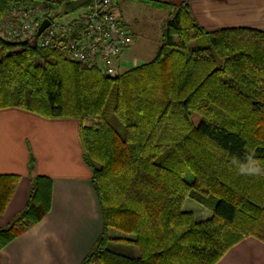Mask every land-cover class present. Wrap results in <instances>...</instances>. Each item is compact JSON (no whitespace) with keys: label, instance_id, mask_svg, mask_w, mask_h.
Here are the masks:
<instances>
[{"label":"trees","instance_id":"obj_1","mask_svg":"<svg viewBox=\"0 0 264 264\" xmlns=\"http://www.w3.org/2000/svg\"><path fill=\"white\" fill-rule=\"evenodd\" d=\"M139 1L169 17L153 57L116 75L0 35V109L78 120L102 216L81 264H214L246 237L264 243V176L239 175L234 163L254 154L264 166V31H205L186 2ZM58 2L74 10L88 0ZM7 10L0 0V22ZM203 36L209 43L192 48ZM18 180L0 174V215ZM51 188L45 176L32 180L0 248L47 213ZM187 200L211 216L197 220Z\"/></svg>","mask_w":264,"mask_h":264},{"label":"crops","instance_id":"obj_2","mask_svg":"<svg viewBox=\"0 0 264 264\" xmlns=\"http://www.w3.org/2000/svg\"><path fill=\"white\" fill-rule=\"evenodd\" d=\"M128 1L114 2L115 13L120 14L118 6L125 8ZM162 1L175 5L186 2L194 22L205 31L226 27L264 31V0ZM126 10L120 15L135 26ZM30 157L33 162L29 169ZM0 174L19 176L0 215V229L9 226L23 210L36 176H45L52 183L47 213L0 248V264H81L101 232L102 216L91 171L83 161L78 120L45 118L18 107L1 108ZM184 208L191 210L197 220L211 215L210 210L203 211L192 200H187ZM214 264H264V243L246 237Z\"/></svg>","mask_w":264,"mask_h":264},{"label":"built area","instance_id":"obj_3","mask_svg":"<svg viewBox=\"0 0 264 264\" xmlns=\"http://www.w3.org/2000/svg\"><path fill=\"white\" fill-rule=\"evenodd\" d=\"M6 1L8 10L0 22L2 37L32 44L37 28L48 20L35 46L58 49L71 60L107 75L120 73L122 53L132 35L113 9L115 0H88L74 10L64 9L59 0Z\"/></svg>","mask_w":264,"mask_h":264},{"label":"rangeland","instance_id":"obj_4","mask_svg":"<svg viewBox=\"0 0 264 264\" xmlns=\"http://www.w3.org/2000/svg\"><path fill=\"white\" fill-rule=\"evenodd\" d=\"M116 2H119V0H115V3ZM128 2L129 3L125 8L121 7V5L120 7L118 6V10L121 14L122 10L124 11V9H131L126 10V12L128 13L130 19H132L135 26L132 25V23L125 17H123L119 13H116L122 20L124 26L131 32L132 35V42L130 44V47L122 55L123 63L120 65L119 72L127 70L137 64L146 62L153 57L154 51L160 43L161 32L164 28L163 26H165L164 24H166V21L169 17L168 9H157L150 4L144 3V1L139 0H134V2L129 0ZM132 6L134 7L131 8ZM3 18L4 15L1 20ZM133 27L135 28L133 29ZM132 31H135V34H133ZM174 37L177 38L176 35ZM208 43V38L203 36L193 40L190 45L192 48L197 45L199 47H203ZM197 119L198 118H195V121H197ZM198 205L201 206L203 211H209L210 209V207L207 205ZM204 215L205 214H201L200 216ZM110 235L113 237L118 236L119 232L116 230H111ZM107 248L124 254H129V250H131L130 247L125 245L124 243L114 241H110L107 244Z\"/></svg>","mask_w":264,"mask_h":264},{"label":"clouds","instance_id":"obj_5","mask_svg":"<svg viewBox=\"0 0 264 264\" xmlns=\"http://www.w3.org/2000/svg\"><path fill=\"white\" fill-rule=\"evenodd\" d=\"M237 165V170L239 175L257 177L264 176V166H262L254 154H247L244 158V161H234Z\"/></svg>","mask_w":264,"mask_h":264},{"label":"water","instance_id":"obj_6","mask_svg":"<svg viewBox=\"0 0 264 264\" xmlns=\"http://www.w3.org/2000/svg\"><path fill=\"white\" fill-rule=\"evenodd\" d=\"M48 24V20H44L39 27L37 28L33 40H32V45L35 46V39L37 38V36L40 34V32L47 26Z\"/></svg>","mask_w":264,"mask_h":264}]
</instances>
